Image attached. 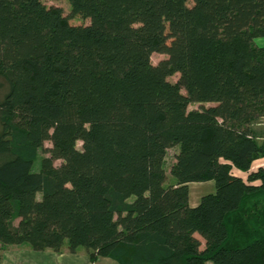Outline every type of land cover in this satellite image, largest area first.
I'll use <instances>...</instances> for the list:
<instances>
[{
	"label": "trees",
	"instance_id": "1",
	"mask_svg": "<svg viewBox=\"0 0 264 264\" xmlns=\"http://www.w3.org/2000/svg\"><path fill=\"white\" fill-rule=\"evenodd\" d=\"M67 1L0 0V244L264 264V0Z\"/></svg>",
	"mask_w": 264,
	"mask_h": 264
},
{
	"label": "crops",
	"instance_id": "2",
	"mask_svg": "<svg viewBox=\"0 0 264 264\" xmlns=\"http://www.w3.org/2000/svg\"><path fill=\"white\" fill-rule=\"evenodd\" d=\"M257 45L264 47V37H258L255 39ZM261 158L254 161V163ZM252 168H256L261 163L254 165ZM264 166V165H262ZM240 176L244 177V174L236 171ZM194 183V182H192ZM188 184V187L190 184ZM203 183H210L205 181ZM198 202H190L189 205L194 206ZM0 264H118L115 260L107 257H98L95 260H91L88 254L83 249H78L75 253L68 252L63 248L59 252H55L51 249L43 251H35L27 245H12L8 246L7 249L3 250L0 254Z\"/></svg>",
	"mask_w": 264,
	"mask_h": 264
},
{
	"label": "rangeland",
	"instance_id": "3",
	"mask_svg": "<svg viewBox=\"0 0 264 264\" xmlns=\"http://www.w3.org/2000/svg\"><path fill=\"white\" fill-rule=\"evenodd\" d=\"M43 2V4L46 7H58L61 9L63 15L67 16L69 18V21L73 24H85L88 22L87 19H82L79 16H75L71 14V10H70V4L67 0H41ZM165 55L161 54V53H152L151 54V62L152 63H157L160 59L164 58ZM177 79V74H174L172 76L169 77V80L171 81H176ZM7 91V83L4 80L3 77L0 76V98L5 94V92ZM197 104H190L188 106L189 109L196 107ZM79 145V142H78ZM44 146L48 147L50 146V142L49 141H45L44 142ZM177 151V147H171L167 149V153L165 156V160H164V168H165V172L167 174V181H170L171 179H173V177L170 174V167L174 162V155ZM46 155L45 152L43 151H39L37 153V158L36 160L33 162L32 168L31 170L33 172H37L39 171L40 168V161L41 158ZM59 160H56L54 163L55 165L59 164ZM261 163L262 165H264V157H262L260 160L256 161L254 163V165L256 166V164ZM211 184L209 183H203V182H194L192 184L189 185L188 189H189V196H190V202L193 203L195 202H199L200 197L204 194L210 193L214 191V184L212 181H210ZM203 242V240H201ZM8 246H12V245H8ZM8 246L6 245H1L0 244V254L1 252H3V250L7 249ZM206 264H210L209 262H207Z\"/></svg>",
	"mask_w": 264,
	"mask_h": 264
}]
</instances>
